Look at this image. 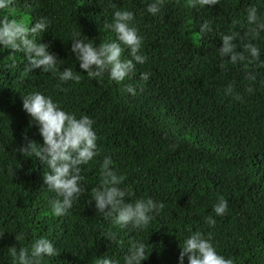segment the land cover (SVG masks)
Returning <instances> with one entry per match:
<instances>
[{
	"label": "trees",
	"instance_id": "16d2710c",
	"mask_svg": "<svg viewBox=\"0 0 264 264\" xmlns=\"http://www.w3.org/2000/svg\"><path fill=\"white\" fill-rule=\"evenodd\" d=\"M151 2L28 0L31 7H25V0H15L13 18L29 26L49 19L37 39L64 60L61 69L72 67L82 78L60 85L51 73L26 71L23 53L0 50V264H12L8 247L30 245L40 236L60 250L45 264L120 258L134 239L153 246L142 264H178L179 244L193 231L210 236L218 253L234 264H264V66L224 62L222 68L217 51L222 34L247 31V7L264 11V0H219L210 10L189 8L188 0H163L156 16L146 11ZM115 8L134 12L148 57L119 84L107 74L102 80L87 77L70 51L73 31L96 45L115 39L104 28ZM205 20L212 32L202 34ZM256 42L264 59V33ZM129 84L135 95L126 91ZM229 84L232 92L225 94ZM31 91L51 95L65 110L94 121L99 153L84 166L85 191L63 217H54L48 206L53 194L43 181L47 168L18 151L25 137L42 142L22 109V96ZM105 155L124 175L132 200L150 196L164 204L147 229L121 230L90 202ZM220 197L228 208L216 216L212 209ZM210 214L215 224L206 221ZM110 231L118 232L122 245L106 238ZM18 232L23 240H15Z\"/></svg>",
	"mask_w": 264,
	"mask_h": 264
},
{
	"label": "clouds",
	"instance_id": "9594fccd",
	"mask_svg": "<svg viewBox=\"0 0 264 264\" xmlns=\"http://www.w3.org/2000/svg\"><path fill=\"white\" fill-rule=\"evenodd\" d=\"M218 3L219 0H188L187 6L197 10H210ZM162 6L163 0H152L147 4L146 11L149 15L156 16L161 12ZM25 7H31L28 0H25ZM14 8L15 0H0V50L11 49L13 53H23L27 61L26 71L40 69L43 73H51L60 85L70 81L78 83L82 78L81 72L73 71L72 67L61 69L64 60L49 50V44L37 39L47 31L49 19L41 17L29 26L26 22L13 18ZM246 23L248 28L243 35L240 31L230 29L220 36L222 44L217 51L223 58L220 65L222 68L225 66L224 62L233 65L258 62V66H264L261 48L256 42L264 33V11L256 5H249L246 9ZM104 28L110 29L115 34V39L96 45L92 39H84L80 31H73L70 51L87 77L102 80L107 74L110 80L119 84L135 71L138 64L142 65L147 61L148 57L142 51L144 38L136 26L134 12L128 9L115 8L111 22H106ZM200 32H212L207 20L200 24ZM125 49L128 52L127 58L123 57ZM249 77L255 79L252 74ZM147 78V73H141V79ZM126 91L136 94L131 84L126 86ZM231 92L232 85L229 84L225 94ZM22 109L38 127L42 142L25 137L18 151L24 158L39 160L47 168L43 181L53 194L48 200V206L54 217H63L85 191L84 166L90 165L99 153L94 121L88 115L77 116L75 112L65 110L51 95L41 91L23 95ZM113 163L110 156L103 157L99 164L98 184L90 191V202H94L97 213L119 229L143 231L150 226L164 204L150 196L132 200L130 189L124 185V175L118 174ZM227 208V200L220 197L212 211L216 216H221L226 213ZM206 221L215 224L211 214ZM105 235L117 245L123 244L117 231H110ZM24 238L23 232L15 234L16 241ZM147 241L131 240L122 257L104 255L96 257L94 264H142L153 250V246ZM179 247L178 264H185V257L187 264H234L232 258H225L218 253L210 236L200 231L190 232ZM7 250L12 264H45L46 260L51 261L60 253L53 241L46 236L35 238L30 245H13Z\"/></svg>",
	"mask_w": 264,
	"mask_h": 264
}]
</instances>
